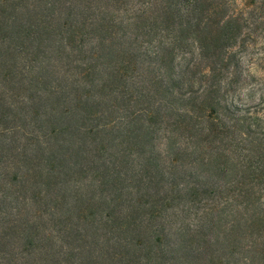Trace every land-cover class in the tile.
Here are the masks:
<instances>
[{
	"label": "trees",
	"instance_id": "1",
	"mask_svg": "<svg viewBox=\"0 0 264 264\" xmlns=\"http://www.w3.org/2000/svg\"><path fill=\"white\" fill-rule=\"evenodd\" d=\"M259 69L264 0H0V264H264Z\"/></svg>",
	"mask_w": 264,
	"mask_h": 264
},
{
	"label": "rangeland",
	"instance_id": "2",
	"mask_svg": "<svg viewBox=\"0 0 264 264\" xmlns=\"http://www.w3.org/2000/svg\"><path fill=\"white\" fill-rule=\"evenodd\" d=\"M261 40H263V39H261ZM256 72H257V74L259 75H263V78H264V69H259V70H256ZM257 84V83H256ZM258 85V84H257ZM258 93H259V91H258Z\"/></svg>",
	"mask_w": 264,
	"mask_h": 264
}]
</instances>
